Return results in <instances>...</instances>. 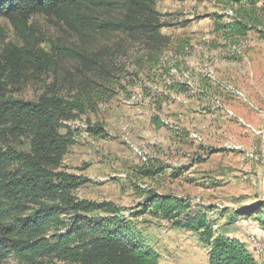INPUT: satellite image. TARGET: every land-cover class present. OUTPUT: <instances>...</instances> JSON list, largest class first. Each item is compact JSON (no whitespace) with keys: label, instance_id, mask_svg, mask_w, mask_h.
I'll return each mask as SVG.
<instances>
[{"label":"rangeland","instance_id":"rangeland-1","mask_svg":"<svg viewBox=\"0 0 264 264\" xmlns=\"http://www.w3.org/2000/svg\"><path fill=\"white\" fill-rule=\"evenodd\" d=\"M155 9L159 42L93 31L92 23L120 17L113 5L86 2L67 18L35 14L22 32L1 18L5 43L30 42L50 59L11 92L86 98L84 111L63 124L74 143L62 167L84 180L80 199L119 206L159 264H203L208 247L197 232L145 210L146 183L241 236L264 264V0H155ZM236 21L249 27L245 35L226 28Z\"/></svg>","mask_w":264,"mask_h":264},{"label":"trees","instance_id":"trees-1","mask_svg":"<svg viewBox=\"0 0 264 264\" xmlns=\"http://www.w3.org/2000/svg\"><path fill=\"white\" fill-rule=\"evenodd\" d=\"M86 2L113 5L120 12L116 19L92 23L93 31L157 42L163 38L155 0H0V19L22 32L32 15L67 18ZM75 28L84 31L83 26ZM226 28L238 35L249 29L242 21ZM151 47L157 49L158 44ZM49 60L30 42L5 43L0 25V263L14 258L21 264H37L56 258L70 264H159V255L135 240L138 236L120 215L122 209L110 201L80 199L76 190L84 180L62 167L74 143L72 131L63 124L84 111L86 98L13 96L12 88L22 86L30 70L35 72ZM142 205L181 229L197 232L208 247L209 264H258L244 242L214 229L206 212H189V201L149 190ZM98 211L107 215H90Z\"/></svg>","mask_w":264,"mask_h":264},{"label":"built area","instance_id":"built-area-1","mask_svg":"<svg viewBox=\"0 0 264 264\" xmlns=\"http://www.w3.org/2000/svg\"><path fill=\"white\" fill-rule=\"evenodd\" d=\"M134 146V145H133ZM134 151L138 154V157L140 158L142 164H144L146 167H149V159L148 157L141 151L138 147H133ZM122 177H124V174H121ZM143 190H153V187H151L148 183L142 185ZM157 192V190H155Z\"/></svg>","mask_w":264,"mask_h":264},{"label":"crops","instance_id":"crops-1","mask_svg":"<svg viewBox=\"0 0 264 264\" xmlns=\"http://www.w3.org/2000/svg\"><path fill=\"white\" fill-rule=\"evenodd\" d=\"M230 237L231 236H233L232 234H228ZM234 237H236V238H238V239H240L242 242H244L245 243V240L241 237V236H238V235H234ZM192 264H195V263H192ZM203 264H209V262H208V259L206 258V260H205V263H203Z\"/></svg>","mask_w":264,"mask_h":264}]
</instances>
